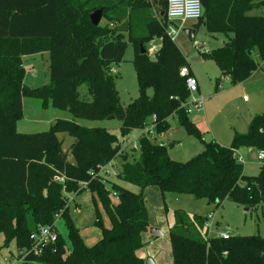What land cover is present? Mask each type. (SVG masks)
Instances as JSON below:
<instances>
[{"label":"trees","instance_id":"1","mask_svg":"<svg viewBox=\"0 0 264 264\" xmlns=\"http://www.w3.org/2000/svg\"><path fill=\"white\" fill-rule=\"evenodd\" d=\"M148 1L0 0V235L5 244L13 240L17 253L22 252L20 264H144L137 252L149 228L143 199L148 187H156L162 198L168 193L190 194L216 207L225 200L247 209L264 205V165L257 176L247 177L234 154L241 148L264 150V133L258 132L264 114L249 124L246 133L235 134L229 146L211 141L185 163L171 160L167 147L146 133L136 148L128 150L109 129L78 122L113 117L124 138L144 130L150 118L152 135L159 137L169 131L168 118L173 116L189 136L199 137L182 107L189 94L179 71L189 66L167 37L166 7L159 13L163 25L147 20L144 29L133 23ZM200 3L202 17L192 28L203 26L209 34L226 37L221 47L201 54L219 71L215 81L219 92L222 79L237 85L261 68L264 17L250 13L264 6V0ZM98 9L104 23L100 20L93 26L89 15ZM154 38L160 40V47L152 57L147 44ZM126 39L135 48L132 64L138 97L122 108L110 66L122 61ZM38 53L48 55L49 81L30 88L24 84L22 58ZM24 98L66 111L72 120H56L47 132L17 133ZM58 133L73 140L70 160L61 152ZM110 163L117 170L116 179L137 190L132 193L111 184L113 203L108 180L98 174ZM84 190L97 196L113 220L111 228L104 229L96 215L94 224L101 235L92 246L84 245L68 215V196L74 202ZM56 216L64 220L71 250L57 234V241L45 246L41 255L29 254L30 234L38 226L55 228ZM174 216L168 235L173 264H263L264 238H210L205 217L189 218L180 211Z\"/></svg>","mask_w":264,"mask_h":264},{"label":"rangeland","instance_id":"2","mask_svg":"<svg viewBox=\"0 0 264 264\" xmlns=\"http://www.w3.org/2000/svg\"><path fill=\"white\" fill-rule=\"evenodd\" d=\"M165 7L166 0H149L147 8L135 14L133 23L144 29L147 20L163 25L165 19L161 20L159 13L164 12ZM250 14L264 17V6L252 10ZM103 23L104 19L101 20V24ZM193 25V22L172 21L167 24V31H174L172 41L187 60L191 75L197 80L199 91L196 95L203 98L201 111L189 115V120L192 123L195 122L193 124L198 130L199 137L189 136L173 116L168 118L170 126L168 135L161 138L147 135L148 138H155L157 143L167 147V154L171 160L181 163L201 154L204 145L211 141H215L221 146H229L235 134L247 132L249 124L257 116L264 114V61L261 71L256 72L238 85H231L227 79H222L219 83V92L214 94L215 80L219 77L218 69L213 61L202 57L201 54L221 47L226 41V37L223 34H209L203 26H200L195 30L193 38L189 39L183 30L190 29ZM150 42L147 44V48L156 46L157 50L159 49V39L154 38ZM153 55L154 53L151 56L153 57ZM134 56L135 48L126 39L122 61L110 66L122 108H126L138 97L137 80L132 64ZM22 59L25 70L24 84L27 87L39 88L48 84V55L46 53H38ZM81 89L83 90L85 87L82 86ZM151 94V90H148L147 95L151 96ZM56 120L69 121L72 120V116L66 111L53 109L49 105L42 107L40 100L24 98L22 100V117L16 122L15 130L21 134L47 132ZM78 122L86 127L102 126L109 129L111 133L118 136L121 145L128 150L136 148L139 137L151 127L149 118L146 123L148 126L144 130H134L121 138L119 136L120 123L117 120ZM56 138L60 142L62 154L70 160L68 149L73 141L72 138L63 133H58ZM251 149L241 148L238 152L244 160L242 169L243 174L247 177L257 176L259 167L262 165L256 160L259 151ZM135 156H137V152ZM108 182L106 189L110 190L109 197L112 203L114 198L111 196V184H117L120 188L132 193L137 192L135 187L118 181L112 176L108 177ZM143 199L149 219L148 229H155L160 233L159 237H152L148 233L145 238H142L143 250L148 253L147 258L151 261L150 256H154L160 260L161 264H173L168 235L176 211L182 212L189 218L193 216L204 218L208 213H212L213 220L206 222V225H210L213 230L212 236H215L216 233L226 232L230 237L259 236L264 238V205L247 209L225 200L216 207L214 204H208L205 200L196 199L190 194L168 193L162 198L156 187L146 188L143 191ZM74 200L69 205V218L78 230L84 245L92 246L100 239L101 235L100 230L94 224L96 215H99L104 229H110L113 220L102 202L88 190L82 191L74 197ZM75 205L79 208L77 212H73ZM54 226L59 237L71 250L64 220L57 219ZM17 255L14 241L10 240L5 244L3 235H0V264H17Z\"/></svg>","mask_w":264,"mask_h":264},{"label":"built area","instance_id":"3","mask_svg":"<svg viewBox=\"0 0 264 264\" xmlns=\"http://www.w3.org/2000/svg\"><path fill=\"white\" fill-rule=\"evenodd\" d=\"M165 16L168 23H171L172 21H179L181 23L186 22H196L202 17V7L200 0H166V11ZM167 37H169L172 40V35L174 34V31L171 30L170 32L166 31ZM180 77L185 78V85L186 89L188 91V98L186 102L183 104V109L185 113L189 116L193 112H199L202 109L203 105V98L196 95L198 93V83L197 80L191 75V72L188 67H182L179 71ZM154 117L152 118V120ZM153 125H151L150 130H147L146 134L152 135L153 133ZM259 133H264V123L258 130ZM235 154V161L236 163L243 165L244 160L239 155L237 150H234ZM256 160L259 164L264 165V150L259 151L256 155ZM98 174L102 176L104 179L108 180L109 176H112L114 178L117 177V170L114 168L113 164H107L106 166L100 167L98 170ZM55 181L62 182V179H55ZM82 187H85L86 184L82 183ZM114 197L115 194H113ZM68 205L73 202V197L68 196L67 198ZM78 207L75 205V208L73 209V212L78 211ZM214 215L212 213H208L206 218L207 220H213ZM59 217L56 216V219ZM205 222V228L207 230V236L208 237H214L219 238L223 240H227L230 236L226 232H220L216 233L215 236L211 235V232L213 231L210 225H206ZM216 223V222H215ZM57 232L54 227L49 226H38L36 230L30 234L29 240L31 242V247L29 249V254H33L35 256H39L42 254V249L45 246L52 245L57 241ZM20 257H19V256ZM18 260L16 261L17 264H20L23 260L22 252H18Z\"/></svg>","mask_w":264,"mask_h":264},{"label":"water","instance_id":"4","mask_svg":"<svg viewBox=\"0 0 264 264\" xmlns=\"http://www.w3.org/2000/svg\"><path fill=\"white\" fill-rule=\"evenodd\" d=\"M161 15H162V13H161ZM101 18H102V10L101 9H98L89 15L90 23L93 26H97L99 24ZM183 32L186 34V36L189 39H192L194 34H195V31L193 29H185V30H183ZM140 48H141V50H140L141 53H144V49L142 48V46H140ZM111 120H113V117L107 118V121H111ZM148 233H149V235H151L153 237H159L160 236V233L155 229H148ZM144 264H153V263L150 259L146 258L144 260Z\"/></svg>","mask_w":264,"mask_h":264},{"label":"crops","instance_id":"5","mask_svg":"<svg viewBox=\"0 0 264 264\" xmlns=\"http://www.w3.org/2000/svg\"><path fill=\"white\" fill-rule=\"evenodd\" d=\"M150 43H152V42H150ZM149 43V44H150ZM156 50H157V48H156V46L154 47V46H152L151 48H148V54L149 55H152L153 53H155L156 52ZM196 60H198V59H196ZM200 60V59H199ZM198 60V61H199ZM263 63V62H262ZM261 66H262V64H261ZM262 69L260 68V70H258V71H261ZM257 71V72H258ZM218 73H219V71H218ZM255 74V73H254ZM253 74V75H254ZM219 78V77H218ZM217 78V79H218ZM226 80V79H225ZM216 81V80H215ZM238 85V84H237ZM215 87V86H214ZM198 91H199V85H198ZM218 92H216L215 90H214V94H217ZM169 123V122H168ZM193 123H195V122H193ZM195 125V124H194ZM169 132V131H168ZM168 132H166L165 134H163V135H161V136H159V138H161V137H163V136H166V135H168ZM246 133V132H245ZM243 134H244V132H243ZM242 149H246V150H248V148H242ZM251 150H255V149H251ZM238 152L240 151V149L239 150H237ZM147 234H148V231L146 232V233H144V234H142V236H141V238H145L146 236H147ZM153 237V236H152ZM81 238V237H80ZM137 255H138V257L140 258V259H142V260H145L147 257H148V253L147 252H145L144 250H143V248L141 249V250H139L138 252H137ZM151 257V259H152V263L153 264H161L160 263V260L159 259H157V258H154V256H150Z\"/></svg>","mask_w":264,"mask_h":264},{"label":"flooded vegetation","instance_id":"6","mask_svg":"<svg viewBox=\"0 0 264 264\" xmlns=\"http://www.w3.org/2000/svg\"><path fill=\"white\" fill-rule=\"evenodd\" d=\"M190 29H193V30L195 31V29H194V28H192V27H191Z\"/></svg>","mask_w":264,"mask_h":264}]
</instances>
